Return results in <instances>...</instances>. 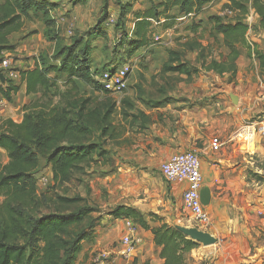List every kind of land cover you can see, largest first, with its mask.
<instances>
[{
  "label": "crops",
  "instance_id": "1",
  "mask_svg": "<svg viewBox=\"0 0 264 264\" xmlns=\"http://www.w3.org/2000/svg\"><path fill=\"white\" fill-rule=\"evenodd\" d=\"M44 1L53 5L62 3L57 10L49 11L48 17L54 25L59 23L54 17L56 12H69L66 14L70 19L66 35L70 30L73 34L88 31L96 24L103 8V0H80L72 8L68 0ZM129 1L132 8L126 17V39L131 38L133 13L145 11L151 2L159 0ZM227 1L212 0L196 15H178L173 9L168 13L176 15L173 27L162 29L159 25L164 19H160L159 23H153L146 46L132 55L124 53L130 49L125 46L122 56L111 58V52L104 48H110L112 43L116 47L119 40L114 23H109V19H116L118 7L114 0H106L108 19L99 29L104 37L92 42L90 69L92 72L101 69V72L129 64L131 71L126 90L109 93L116 104L113 118L117 114V121L113 119L112 122L115 137L106 140L103 157H94L96 162L91 167L95 168H91L90 179L86 180L89 194H80L88 205L95 206L93 216L99 220L92 238L82 242L75 264H93V258L99 252L116 253L125 236L135 241L132 257H116L114 264H162L160 248L153 243L149 230L108 213L117 207H128L135 209L150 227L161 224L192 227V217L182 201L186 183L167 182L159 171L161 163L184 152H193L199 158L201 190L208 189L210 197L204 207L209 224L202 231L217 239L216 244L200 245L199 251L194 249L188 256H195L196 261L203 260L206 264H264V176L249 175L264 164V86L254 82V78H258V60L250 57L246 49L239 48L236 73L220 76L201 70L199 51L194 49L186 52L183 58L190 69L197 70L190 80L184 75L162 71L168 51L179 50V44L186 38L194 37L203 46L213 42L210 37L212 24L208 19L213 15H227L220 13ZM249 7L248 20H245L250 28L247 39L264 53V32L259 30V19ZM22 19V29L7 38V46L12 47L7 56L19 59L16 62L19 71L33 69L40 54L46 51L44 53L51 56L54 49V42L45 37L46 27L41 14L30 11ZM183 23L184 35L177 30ZM192 24L198 27L194 34L188 30ZM214 35L218 49L217 46L213 48L207 61L218 62L221 56L227 55L228 49L222 45V36ZM156 36L159 41L154 40ZM63 43L68 45L69 41ZM18 76L17 72L16 79ZM75 82L79 88L78 81ZM18 86L11 103L0 96L3 101L0 121L10 119L20 123L22 107L39 97V94L27 95L25 86ZM92 93L94 95L88 96L101 97L99 93ZM230 95L237 98L236 105ZM249 127L254 129L251 143L236 137ZM213 138L222 144L218 151L211 148ZM1 154L4 158L0 163H7L6 153L0 149ZM98 168L104 174H100ZM96 193L99 194L97 197Z\"/></svg>",
  "mask_w": 264,
  "mask_h": 264
},
{
  "label": "trees",
  "instance_id": "2",
  "mask_svg": "<svg viewBox=\"0 0 264 264\" xmlns=\"http://www.w3.org/2000/svg\"><path fill=\"white\" fill-rule=\"evenodd\" d=\"M211 1L151 2L149 9L133 13L131 38L126 39V17L130 14L132 3L129 0H114L118 15L113 27L119 36L115 48L122 51L128 46L129 51L124 53L132 55L149 43L153 23L164 19L159 25L162 29L173 27L176 15H168L171 10L175 9L178 15H196ZM248 4L259 19V30L264 32L262 0H228L222 5V12L232 17L215 15L208 19L212 24L210 37L213 42L203 46L194 37L186 38L179 45V50L168 51V60L162 66V71L184 75L190 80L197 70L190 69L183 58L186 52L195 49L199 51L202 71L233 76L239 57L238 49L244 48L250 57L258 60L259 72L263 77L264 53L247 39L250 30L245 23ZM54 8L55 5L44 0H3L0 3V55L3 51L12 50L7 46V38L22 29V18H26L30 11L42 15L45 37L54 42L51 56L42 53L33 69L18 72L19 83L25 86L26 94H39V97L22 107L20 123L10 119L0 121V149L8 158L7 163H0V264H75L82 242L92 238L99 220L93 216L95 208L79 194L56 196L53 204L68 209L61 213L47 211L51 199L37 192L36 176L41 160L50 165L55 185L67 184L75 178L80 182V178L87 176L91 165L96 162L94 157L105 155L103 145L106 140L115 137L112 122L116 104L109 93L95 82L94 78L100 73L96 75L90 69L92 42L104 37L99 29L108 19L106 0H103L102 13L96 24L82 34L72 33L68 45L50 36L54 22L48 15ZM197 28L192 24L188 30L194 34ZM214 34L222 36V45L228 49L227 55L221 56L218 62L213 59L207 61L213 48L217 46L218 49ZM50 73L64 75L67 88L61 91L57 81L48 77ZM75 81L91 86L101 97L81 94ZM18 90L19 86L6 77L4 83H0V96L8 103L12 102ZM51 90L54 91L51 93ZM56 96L59 98L55 102L53 97ZM121 115L125 116L124 113ZM94 134H97L96 142L92 140ZM108 214L116 219L130 220L134 225L149 230L153 243L160 248L162 264H187V255L199 246L173 226L161 224L150 227L133 208L117 207Z\"/></svg>",
  "mask_w": 264,
  "mask_h": 264
},
{
  "label": "built area",
  "instance_id": "3",
  "mask_svg": "<svg viewBox=\"0 0 264 264\" xmlns=\"http://www.w3.org/2000/svg\"><path fill=\"white\" fill-rule=\"evenodd\" d=\"M109 23L113 24L114 20L109 19ZM72 35V30L68 36ZM155 41L160 38L156 36ZM0 55V70L7 73L8 77L13 76L11 68L10 56ZM131 68L129 64L120 65L117 68L103 70L94 78L95 82L100 85L103 91L108 93H122L126 90L128 84V76ZM3 106V101L0 98V108ZM254 129L248 128L244 132L237 134L236 137L243 142L251 143L253 140ZM222 144L217 138L211 140V148L213 151H218ZM159 171L162 177L167 182L186 183V189L182 194V201L185 208L189 211L192 219L200 226L209 224V217L200 200V191L202 179L200 174V161L198 156L193 152L178 153L171 156L167 161L159 166ZM42 182L44 179L42 178ZM133 229H130L132 231ZM121 247L116 253L99 252L93 258V264H114L116 257L129 259L132 257L135 247V241L130 236H125L120 241Z\"/></svg>",
  "mask_w": 264,
  "mask_h": 264
},
{
  "label": "rangeland",
  "instance_id": "4",
  "mask_svg": "<svg viewBox=\"0 0 264 264\" xmlns=\"http://www.w3.org/2000/svg\"><path fill=\"white\" fill-rule=\"evenodd\" d=\"M2 1L3 0H0V3ZM67 2L71 5L70 7L72 8L75 4L79 3L80 0H68ZM61 5H62V3L55 4L54 10H57L58 8H60ZM248 6H250V4H248ZM68 13H69L68 11L66 12V11H62V10L56 12L54 17L57 18L59 23L57 25H54V27L52 28V30L50 32V34H51L50 36H55V37L59 38L61 41L68 40L70 42V37L68 35H66L67 27L70 24V19H69V17L66 16V14H68ZM220 13H222V7L220 9ZM225 14H227L228 17H232V15L229 14V13H225ZM60 18H63V20H60ZM246 19H247V17H246ZM184 27H185V24L183 23L180 26H178V28H177V30L180 33H182V35H184V32H185ZM112 38L114 39L113 35H112ZM114 42H115V40H114ZM112 45H113V43L110 44V48H106V47L104 48L108 53L111 52V58L122 56V54H123L122 51L121 50L117 51L115 46H112ZM111 47L113 49H111ZM44 52H46V51H44ZM8 53H10V51H6V52L3 51V54H4L3 56L6 57ZM10 59H11V68L13 69V72H14L13 76L12 77H8L7 73H4L2 70H0V72L3 74L4 77H6L8 80H11L15 85H19L20 84L19 83V76H18V79H16V73L20 72L19 70H21V69L18 68L19 67L18 64H16V62L19 61V59H17V58L13 59L11 56H10ZM55 63H58V62L56 61ZM100 70L101 69H99L98 71H96L94 73L96 75H98L100 73ZM24 71H26V70H24ZM257 73H258L257 74L258 78L257 79L254 78V82L255 83L261 82L262 86H264V76L262 77L260 75V72H258V71H257ZM255 76H256V73H255ZM48 77L51 78V79L54 78L57 81V85H58V87H59V89L61 91H63L65 88H67L66 85H65L66 79H65L64 75L56 74V73L55 74L54 73H50V74H48ZM78 83H79V88L78 89H79V92L81 94H85L86 96L93 94L92 93L93 90H92L91 86H86L85 84H83L81 82H78ZM53 91L54 90H51V93ZM53 98H54L53 101L56 102V101H58L59 97L56 96V97H53ZM115 120L117 121V114H115L114 121ZM92 140H94L95 142L97 141V134L93 135ZM3 156L4 155H2V154L0 155V160H2L4 158ZM91 168L88 170V172H90ZM94 168H92V169H94ZM88 172H87V176L80 178V182L77 180L78 178H75L74 180H72L71 182H69L67 184L55 185L53 183V181H52V173H51L50 165L45 160H41L39 171H38L37 176H36V179H37V192H38V195H47V197L51 199L52 202L49 201L48 204H47L48 205V209H49L47 211H51L52 210V211H57V212H61V213L67 212L68 209L65 208L64 206H62L60 204H55V205L53 204V202L55 201L56 196L71 197V196H73L75 194L83 195L85 192H86V194H89L88 193V191L90 190L88 188L89 184H88V181H86L87 179H90ZM98 172L100 174H104V172H102V170L99 169V168H98ZM249 175L252 176V177H263L264 176V164L260 165L259 169L255 168L252 171H250ZM42 178L44 179V182H42ZM87 184H88V186H87ZM98 195L99 194L96 193V197ZM95 201H97V199H95ZM0 202H1V198H0ZM190 220H191V224L193 225L192 227H196L197 226L196 228H198L200 230H204V228H206V227L200 226L199 224L194 222L192 219H190ZM200 249H201V246L199 245L195 250L199 251ZM207 263H208V261H207ZM187 264H206V263L203 260L202 261H196L195 256L194 257H189L187 255Z\"/></svg>",
  "mask_w": 264,
  "mask_h": 264
},
{
  "label": "water",
  "instance_id": "5",
  "mask_svg": "<svg viewBox=\"0 0 264 264\" xmlns=\"http://www.w3.org/2000/svg\"><path fill=\"white\" fill-rule=\"evenodd\" d=\"M0 83H4V76L2 73H0ZM230 99L234 105L237 104V98L234 95H230ZM209 199L208 189H202L200 191V200L203 207L208 205ZM175 228L187 239L201 245L202 247L212 246L217 243V239L215 237L198 228L181 226H175Z\"/></svg>",
  "mask_w": 264,
  "mask_h": 264
}]
</instances>
